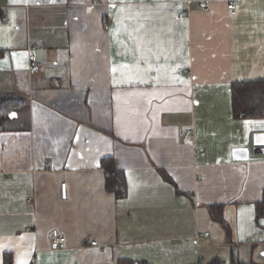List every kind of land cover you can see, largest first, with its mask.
Instances as JSON below:
<instances>
[{
    "label": "crops",
    "instance_id": "obj_1",
    "mask_svg": "<svg viewBox=\"0 0 264 264\" xmlns=\"http://www.w3.org/2000/svg\"><path fill=\"white\" fill-rule=\"evenodd\" d=\"M257 80L264 0H0V103L19 106L0 133V264H264V118L235 120L232 97Z\"/></svg>",
    "mask_w": 264,
    "mask_h": 264
},
{
    "label": "trees",
    "instance_id": "obj_2",
    "mask_svg": "<svg viewBox=\"0 0 264 264\" xmlns=\"http://www.w3.org/2000/svg\"><path fill=\"white\" fill-rule=\"evenodd\" d=\"M232 97L235 120L244 121L264 118V80L234 83ZM18 107V104L12 101H2L0 103V133L4 129V116L15 112ZM101 168L105 172V187L107 190L113 193L116 199L126 198L128 195L126 174L117 168L114 158L103 159ZM218 209L220 211V207ZM218 215V218H221L220 212ZM262 218H264V198L256 204V222L259 223ZM4 261L5 264H13L12 255L6 253ZM211 264L222 263L213 262Z\"/></svg>",
    "mask_w": 264,
    "mask_h": 264
},
{
    "label": "built area",
    "instance_id": "obj_3",
    "mask_svg": "<svg viewBox=\"0 0 264 264\" xmlns=\"http://www.w3.org/2000/svg\"><path fill=\"white\" fill-rule=\"evenodd\" d=\"M200 9H202L203 11H208L209 9V5L207 3H202L200 5ZM228 9L229 11H232L233 13L237 12L238 10V5L234 2H230L228 4ZM185 13H181L179 15L180 18H184ZM29 60H30V66H29V72L30 74H36L40 71L41 67H42V63L38 62L35 58V48H30L29 49ZM193 136V130H187V132H185L182 135V141L187 143L190 142V140L192 139ZM66 183L61 184V198L63 200H66L68 197V192H67V188H66ZM48 238L50 240V242L52 243L53 246H55L56 249L58 250H62L64 248H66V236L58 231L57 229H53L49 232L48 234ZM89 245L92 246H98V242L90 239L89 240ZM133 264H151V263H147V262H142V261H135Z\"/></svg>",
    "mask_w": 264,
    "mask_h": 264
},
{
    "label": "water",
    "instance_id": "obj_4",
    "mask_svg": "<svg viewBox=\"0 0 264 264\" xmlns=\"http://www.w3.org/2000/svg\"><path fill=\"white\" fill-rule=\"evenodd\" d=\"M234 159L237 161H245L250 159L249 149H235L233 151Z\"/></svg>",
    "mask_w": 264,
    "mask_h": 264
},
{
    "label": "rangeland",
    "instance_id": "obj_5",
    "mask_svg": "<svg viewBox=\"0 0 264 264\" xmlns=\"http://www.w3.org/2000/svg\"><path fill=\"white\" fill-rule=\"evenodd\" d=\"M15 114V113H14ZM10 115H12V114H10ZM10 115L8 116V117H10Z\"/></svg>",
    "mask_w": 264,
    "mask_h": 264
},
{
    "label": "snow or ice",
    "instance_id": "obj_6",
    "mask_svg": "<svg viewBox=\"0 0 264 264\" xmlns=\"http://www.w3.org/2000/svg\"><path fill=\"white\" fill-rule=\"evenodd\" d=\"M13 2H15V0H13Z\"/></svg>",
    "mask_w": 264,
    "mask_h": 264
}]
</instances>
